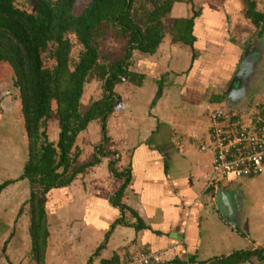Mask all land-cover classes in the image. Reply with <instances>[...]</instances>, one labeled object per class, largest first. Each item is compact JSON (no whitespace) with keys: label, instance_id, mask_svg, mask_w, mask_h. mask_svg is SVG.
<instances>
[{"label":"crops","instance_id":"crops-1","mask_svg":"<svg viewBox=\"0 0 264 264\" xmlns=\"http://www.w3.org/2000/svg\"><path fill=\"white\" fill-rule=\"evenodd\" d=\"M200 8L191 47L183 46L186 49L180 52L178 45L168 67L165 59L157 58L160 44L153 54H140L138 71L133 72L142 76L139 84L136 78L129 82L122 77L121 82L128 86L118 95L114 88L120 82L113 85L118 103L105 120H92L76 136L77 164L93 158L97 162L76 174L68 185L46 193L42 264H122L140 252L156 253L159 264H225L233 252L256 249L264 256V217L251 219L252 225L246 226L251 217L249 211L243 217L241 207L236 206L239 189H225L219 182L218 187L230 197L235 195L231 226L213 203L215 189L204 188L210 154L199 150L206 128L203 109L223 107L219 97L243 48L228 38V21L241 13L236 0ZM129 59L125 61L130 63ZM170 77V82H164ZM96 124V140L84 139ZM2 163L0 158L1 174ZM261 174L244 179H258ZM12 180H4L10 182L1 190L13 185ZM27 198L17 205L12 221L21 211L27 216ZM3 206L0 203V240ZM135 224L140 227L135 229ZM27 225L28 220L29 253ZM11 239L6 253L7 242L0 241L2 259L3 254L18 257L22 251L14 244V236ZM251 257L264 264L255 255L237 264H247Z\"/></svg>","mask_w":264,"mask_h":264},{"label":"trees","instance_id":"trees-1","mask_svg":"<svg viewBox=\"0 0 264 264\" xmlns=\"http://www.w3.org/2000/svg\"><path fill=\"white\" fill-rule=\"evenodd\" d=\"M74 1L33 0L22 7L16 0H0V63L11 68L26 138L19 179L28 185L29 256L35 264H42L46 247V193L68 185L97 162L93 158L77 164L76 136L92 120H105L118 103L112 87L122 77L140 82L142 76L127 69L130 52L151 55L165 36L171 44L191 47L194 19L200 14L197 8L190 17H170L173 4L191 0H87L77 13L72 11ZM240 2L243 19L257 38L263 36L264 9L257 10L254 0ZM106 32L123 40L122 55L116 59L98 54V40ZM69 36L80 47L75 61L70 58ZM89 78L102 83L101 96L81 108L83 84ZM49 120L56 121L59 129L54 143L45 133ZM9 182H2L0 190ZM140 226L135 224V229ZM253 255L264 260L262 250L256 249L233 252L225 264Z\"/></svg>","mask_w":264,"mask_h":264},{"label":"rangeland","instance_id":"rangeland-1","mask_svg":"<svg viewBox=\"0 0 264 264\" xmlns=\"http://www.w3.org/2000/svg\"><path fill=\"white\" fill-rule=\"evenodd\" d=\"M19 6L26 7L33 0H16ZM87 0H75L72 11L77 13L82 5ZM229 3L234 2L235 0H226ZM225 0H191L190 3H175L171 7L170 17L171 18H183L190 17L192 15L193 10H197V8L204 6V4L212 5L217 4L222 6V2H226ZM237 1L238 9L242 8V4L240 0ZM256 9L262 10L264 9V0H254ZM201 9V8H200ZM233 26H232V24ZM235 25V26H234ZM229 31L228 38L232 40V42H237L242 46L247 41L251 40L253 42L261 43L264 45V36L258 40L253 38L254 30L252 26L243 19L242 14L238 11L236 13V17L232 19V21H228ZM69 39L72 43V48L70 51V58L75 61L78 52L80 51L79 45L76 44L72 36H69ZM122 44L123 40L115 37L112 32H106L105 35L98 40L97 43V51L99 55L108 56L111 59H116L122 55ZM177 44H171L168 37L165 36L162 42L160 43L159 51L157 52V58L166 60V67L170 66L171 57L175 53V50L179 47L180 52L182 49H186L183 46L177 47ZM140 53L136 50H132L130 52V63H128L127 69L129 71L135 72L138 71L136 69L137 61L140 59ZM152 58H155L152 57ZM260 78L257 84V89L252 92L251 99L262 100L264 97L263 94H259L264 92V62L262 66H260ZM136 73V72H135ZM172 78H167L165 81L170 82ZM128 84L124 82H120L114 88V92L119 94H123ZM251 90V86L247 89V91ZM102 91V83L95 78H89L84 84L82 88V93L80 96V105L81 108L86 107L90 102L100 98ZM17 89L12 86V71L11 68L6 63H0V158L3 161L1 167L3 168L2 174L0 173V182L8 179L15 182L13 185H8L0 192V203H3L4 207V227H3V236L1 240H5L4 252H7L6 245L12 241V236L16 239L17 242L14 244H19L22 251L18 254V257L12 256V254H7V257L3 254V259L0 257V262L3 264H35L30 260V256L27 249L28 240L26 237V224H27V216L21 211L20 215L15 217V220L12 221V215L15 213V209L18 204L24 201L28 195L27 189V181L25 179H21L16 181V177L20 176L22 173V166L25 161V152H26V138L23 132V125L21 114L19 110V102L16 98ZM214 96V94H213ZM214 98V97H213ZM220 100H223V96L219 97ZM220 104L223 106L222 101ZM243 109V106H241ZM178 114L180 112H177ZM176 113V114H177ZM186 126V125H185ZM188 127V126H186ZM185 130L188 132L190 128H186ZM98 128L99 125L96 124L95 128L89 133V137L84 136L83 138L86 140H96L98 137ZM58 127L56 121L49 120L46 123V137L47 140L54 143L57 139L58 135ZM83 133L80 134L82 137ZM197 145V142H194ZM91 148H88V151ZM86 152V153H87ZM246 180L244 178L237 179H223L220 181V184L224 186L225 189H239V194L236 199L237 204L241 207L242 216L245 217V214L250 212L249 223H246V226H251L252 223L250 220L252 219H261L264 214V170L260 177L253 178L248 183H243ZM231 191V193H233ZM234 218V215L231 216ZM263 219V218H262ZM237 220V218H236ZM239 220V219H238ZM233 220H231L229 225H233ZM239 221H237L238 224ZM21 239V240H20ZM0 240V241H1ZM20 240V242L18 241ZM11 244V243H10ZM18 258V259H17ZM11 260V261H9ZM256 259L251 257L247 264H257ZM246 264V263H245ZM259 264H263L260 262Z\"/></svg>","mask_w":264,"mask_h":264},{"label":"built area","instance_id":"built-area-1","mask_svg":"<svg viewBox=\"0 0 264 264\" xmlns=\"http://www.w3.org/2000/svg\"><path fill=\"white\" fill-rule=\"evenodd\" d=\"M204 139L199 150L210 154L205 189L223 179L251 178L264 170V100L252 99L243 110L205 106ZM122 264H159L156 253L140 252Z\"/></svg>","mask_w":264,"mask_h":264},{"label":"water","instance_id":"water-1","mask_svg":"<svg viewBox=\"0 0 264 264\" xmlns=\"http://www.w3.org/2000/svg\"><path fill=\"white\" fill-rule=\"evenodd\" d=\"M128 1V0H127ZM253 38H257L255 33ZM253 41H247L241 51L240 59L235 66V69L229 78L224 90H223V108L226 110L240 111L244 109L243 104L249 99L251 79L256 73V67L259 66L262 55L263 47L259 44L252 43ZM252 100V99H250ZM243 106V109H241ZM233 198L228 195L222 188L217 187L214 190L213 203L216 209L226 222L229 221L231 215V206ZM219 262V260L215 261ZM167 264H199V263H167ZM212 264V263H207Z\"/></svg>","mask_w":264,"mask_h":264},{"label":"flooded vegetation","instance_id":"flooded-vegetation-1","mask_svg":"<svg viewBox=\"0 0 264 264\" xmlns=\"http://www.w3.org/2000/svg\"><path fill=\"white\" fill-rule=\"evenodd\" d=\"M259 38H262V37H259ZM259 40V39H258ZM261 40H264V39H261ZM258 42V41H257ZM257 42H252V43H254V44H259V45H261L262 47H263V55H262V59H261V62H260V64H259V66H257L256 67V73H255V75L252 77V79H251V83H250V86H251V90H250V95H249V99H247V101L243 104V106L245 107L247 104H248V102L250 101V99H251V95H253L252 94V92H254L256 89H257V84H258V81H259V78L261 77L260 76V73H261V71H260V66H262V64H263V62H264V45L262 44V41H260L261 43H257ZM245 44V43H244ZM234 196V202H235V195H233Z\"/></svg>","mask_w":264,"mask_h":264}]
</instances>
